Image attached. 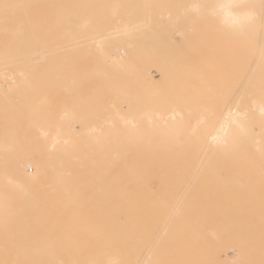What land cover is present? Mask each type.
Returning <instances> with one entry per match:
<instances>
[{
    "label": "rangeland",
    "instance_id": "374dc122",
    "mask_svg": "<svg viewBox=\"0 0 264 264\" xmlns=\"http://www.w3.org/2000/svg\"><path fill=\"white\" fill-rule=\"evenodd\" d=\"M147 1L7 0L6 3L9 4L0 8V14L18 12L36 19L37 25L33 26V31L39 36L32 41H24L23 37H11V32L21 27L23 20L19 18V27L10 30V23L0 20V57L7 56L11 58L7 61H17L18 58L14 59L13 56H21L22 45L25 47L26 60L40 54L43 56L35 61L34 68L0 65V85L3 88L0 90V100L9 102L15 99L21 102L22 98L18 93L24 94L28 104L31 101V105L41 107L42 114L36 118L47 124L45 130L40 131L37 130L39 125L30 117L18 120V116L11 113L0 116V134L5 133L3 127L10 123L13 134H17L20 140L18 149L27 153L24 158L28 164L27 174L37 179L46 170L49 156L56 151L53 147L48 149L50 139L59 132L56 130L61 121L69 122L73 139L86 144L83 150H91L90 153L99 150L92 144L105 143V136L112 133L121 136L113 138V141L110 137L108 140L111 144L102 146L101 151L105 149L106 152H116L112 155L115 158L112 165L106 166L104 171L107 178L83 179L72 185L74 190L71 192L62 191V187L67 186L45 184L41 179L32 186L29 197L17 191V184L0 185V198L4 196L3 199L16 200L11 205L25 206L23 202L30 199L28 206L33 209L38 222L26 225L18 231H23L26 241L34 246L45 243L48 239L46 235L52 239L66 236L68 225L73 220L78 224L87 222L95 228L105 225L111 235L110 227L121 226L125 219L131 221L135 216L140 217L139 219L146 217V222L150 215L164 217L166 212L157 205L162 204L160 200L167 199L164 191L179 184H185V189L176 197L179 201L172 207L171 215L178 211L176 207L182 201H193V216L197 212L196 204L197 208L209 204L205 213L211 215L215 207L210 205L226 203L213 200L222 191L228 179L227 174L240 172L243 167L228 162L219 163L218 148H204L201 144L212 133V126L222 116L225 105L229 101L236 102L244 94L243 91L237 94L228 87L232 70L231 57L235 51L242 50L241 44H236L239 38L230 34L229 28L216 20L208 1L200 10H195L197 13L193 11L192 4H197V1L203 3L204 0H193L191 3V0ZM78 2L83 3L82 9L74 8ZM63 11L76 17L83 31L86 28L90 35L97 34L91 36L89 41H84L85 39H81L83 34L69 29L77 26L74 23L67 19L63 24L60 21L55 22V15ZM133 19L137 20L135 26ZM36 48H40V51L35 50ZM118 48L123 54L117 51ZM114 56H119L117 62L112 60ZM1 58L0 62L3 63L5 59ZM37 63L42 66L37 68ZM49 63L60 65L55 68ZM47 69L52 74L72 77L74 88L67 90L46 87L45 80L39 81L37 78L34 79L35 84H32L34 88H19L22 80L27 77L34 78L37 71L47 72ZM237 75L238 83L240 76L241 79H247L242 72ZM21 76H25L24 79ZM100 93L106 96L102 100L97 99ZM86 95L90 96V100L87 99L90 105L80 106L79 103H83L81 96ZM118 105L121 108L123 105V109L128 110H125L127 115L116 113V110L120 111ZM136 105L140 107H132ZM133 108L137 109L136 112L131 110ZM124 110L121 109L122 112ZM94 126H97V130L92 129ZM132 126L136 128L135 131L128 130ZM175 127L181 130L169 129ZM109 129L117 131L109 132ZM41 150V154L35 153ZM18 157H24L22 150H19ZM87 157L92 158V161L99 160L96 154H89ZM225 157L224 155L223 158ZM19 164L23 165V162ZM257 164L258 167L251 171L257 174V179L264 180V166L260 161ZM80 170L83 177L88 175L84 169ZM131 174H139L140 177L136 180L140 185L139 189L135 188L134 178L129 176ZM98 188L105 191L98 192ZM135 194H140L145 199L142 197L141 202L133 203ZM165 203L167 208L172 205V202ZM244 203L264 201L252 200ZM43 206H53L46 217L44 211L40 210ZM12 214L5 218V224H8L7 220L27 222L23 212ZM174 220L177 221V218ZM150 222L153 224L154 220L150 219ZM171 230L172 227L162 228V238H168ZM11 231L10 228L0 226V264H48L51 259L57 262L56 257L50 258L51 255L39 256L31 251L19 252L11 248L12 239L20 235ZM89 236L90 232L83 234L79 231L72 234V243L68 249L63 243L58 245V254L61 257L58 262L80 255L82 264H95L99 261V256L109 255L113 258L104 264L134 263V244L131 238L123 244L118 236L110 247L104 249L107 245L106 239L99 242L93 237L86 243ZM162 242L159 246L164 244ZM170 244L173 248L177 247L176 241L170 242L168 246ZM123 246L129 253V259H121ZM228 252L229 257L233 258L229 260L230 264H239L233 252ZM180 260L173 258L171 263L182 264ZM212 263L210 261L207 264ZM140 264L153 263L150 261Z\"/></svg>",
    "mask_w": 264,
    "mask_h": 264
},
{
    "label": "bare ground",
    "instance_id": "6f19581e",
    "mask_svg": "<svg viewBox=\"0 0 264 264\" xmlns=\"http://www.w3.org/2000/svg\"><path fill=\"white\" fill-rule=\"evenodd\" d=\"M6 1L7 0H0V8L9 4V2L6 3ZM155 1L156 0L152 2ZM149 2L150 0L147 1V3ZM156 2H158V0ZM191 2H193V0H191L190 3ZM205 2L209 3L212 10L210 8L208 9L211 10V13L213 12L212 15L215 16L216 20L218 19L225 24L229 28L228 32L239 38L236 44L239 42L242 47V50L238 52L235 51L231 57L232 70L230 72L231 77L229 80L230 83L228 82V87L232 91H236L237 94L240 91H243L244 94L238 97L236 101L238 103H231V101H229V104L225 105L222 116L220 115V119L216 120L212 126V133L201 141L204 148L206 146L218 148L220 157L217 161L219 163L228 162L229 164H239L243 166L240 172L227 174L228 179L225 181L222 191L217 194L216 200H213L226 203L210 205V207H215L211 215L205 213L209 208V204L203 208H197L196 204L195 208L197 212L193 216L191 215L193 201H182L176 207L178 211H174L176 214L174 213L175 215H171L172 207L179 201L176 197L180 196L185 189V184H179L180 186L177 185V187H172L164 191V197H167V199L160 200L162 204L157 205L166 212L164 217H161V215L155 217L150 215L147 217L148 220L146 222V217L145 219H139L140 217L138 218L135 216L131 221L125 219L122 221L121 226L117 227L112 225L110 227L111 235L108 234L109 230L105 225L101 224L99 227L95 228L90 226L87 222H79L78 224L73 220L72 222L70 221L68 225L69 229L66 236L52 239L46 235L49 233H43L47 236V241L40 246H34L32 243L26 241L27 239L22 235L24 234L23 231H18V229L26 225L29 226L32 223L38 222V218L33 214V209L28 206L30 199H26V202H23L25 206L17 207L16 205H11V203L16 200L3 199V196V198H0V226L12 229L11 232L14 234H20L12 239L13 241L10 244L11 248L19 252L31 251L39 256L51 255L52 257L50 258L56 257L57 262L55 263L52 261L55 259H51V263L49 262L50 264H82L83 259L80 255H77L74 259L58 262V258H61L59 256L60 254H58V245L63 243V246L68 249L69 245L72 243V234L82 231L83 234L90 232V236L87 238L86 243L91 241L93 237L99 242L106 239L107 245H105L104 249L110 247L111 243L115 242L118 236L121 238L123 244L128 242L129 238H131L134 244L132 255L134 260L133 264H140L143 262L149 263L150 261H152L153 264H173L171 263L173 258L181 259L180 262L182 264H192L194 260V264H207L210 261L213 262L212 264H217L218 262L219 264H230L229 260L233 259L229 257L228 251L230 250L233 252L234 258L237 257L238 260L236 261H239V264H264V203H244L245 201L252 200L264 201V180L257 179V174L251 171L258 167L259 164L257 163L259 161L264 166V0H204L203 3L197 1V4H192L194 8L193 11L200 10L202 6L204 7L205 5L203 4H205ZM82 7L83 3L80 2L74 5L75 9H82ZM64 13L63 11L58 15L56 14L55 22L60 21L62 22L61 24H63L64 20L67 19L68 22L74 23L77 26L69 29L76 33L83 34L81 39H85L84 41H89L91 36L97 34L93 33L90 35L86 28H84L83 31V27H80V23L76 17ZM19 18L23 20L21 27H19L17 22ZM32 19L33 17L25 13L12 12L9 15L0 14V20H7V23H10L8 30L19 27L11 32V37H23L24 41H32L33 39L39 38L33 31V26H35V24L37 25V20ZM84 20H88V18H84ZM133 21L135 26L137 24L135 21L137 20L133 19ZM84 47L86 48V46ZM20 49L22 53L21 56L19 54L13 56L14 59L18 58L16 59L17 61H7L10 57L4 56L0 58L6 61L4 60L3 63L0 62V65L2 67L7 64L10 67L26 66L28 68H34L36 67L35 61H39L41 59L40 57H43L42 54H40L37 55V57L26 60L25 57L27 56L24 53V45H22ZM35 50L40 51V48H36ZM117 51L123 54L122 50L120 51L119 48ZM118 57L119 56H114L112 60L117 62V60H119ZM49 65H53L56 68L60 64L55 65V63H49ZM41 66L40 63H37V68ZM18 72L23 74L22 70ZM241 72L243 76H247V79L245 80L244 77L241 79L242 77L240 76V83H238L239 76L237 74L239 73L241 75ZM254 74L255 76L252 77ZM24 77L22 79H24ZM10 78H8V80H10ZM36 78L39 81L45 80L46 87H61L67 90H69V88L70 90L74 88V80L72 77L65 76L64 74H60V76L52 74L48 69L47 72L43 70L37 71L36 77L34 78H25L21 81L19 88H22L21 90L28 87L34 88L35 86L32 84L36 82L34 80ZM121 81L123 82V80ZM2 89L0 85V90ZM18 94L22 98L21 102L15 99L9 102L0 100V116L11 113L13 116H18V120L30 117L34 120L36 125H39L37 130L44 131L47 124L42 123L45 122L44 120L36 118L42 114L41 107L31 105V101L28 104L24 98V94ZM105 97L104 94L100 93L97 99L102 100ZM81 99L83 103H79L80 106L86 107L90 105L87 100H90V96H81ZM132 107L138 108L140 106L137 107L136 105ZM119 108L117 109L120 111L121 109L124 110L123 105L122 108L121 106ZM125 108H127V106ZM7 109H10V112H7ZM125 110L124 112L116 110V113L121 116L127 115L126 111L128 110ZM131 110L136 112L137 109L133 108ZM129 112L131 111L129 110ZM69 118H67V120H69ZM127 121H129V119ZM9 124L10 123L3 127L5 133L0 134V185L17 184L19 187L17 191L28 197L32 193V186L41 179H43L45 184L67 186L65 188L62 187V191L71 192L74 190L72 185L78 184L79 181L83 179L92 178L100 180L107 178V174L104 173V171L109 165H112V162L115 160L112 155L116 152H106L105 149L101 151V149H103L102 146L106 147L111 144L110 140H108L110 137L112 141L113 138H121L119 134H109L105 136L107 137L105 138L107 140H105V143H97V146L92 144L99 148V150L90 153L91 150H83L87 146L86 144L73 139V130H71L69 122L61 121L59 124L60 126H58L56 130L59 132L54 134L50 139L48 147V149L53 147L56 151L52 153V156H49L45 167L46 170L43 172L42 176L34 179L26 172L28 164L25 163L27 160H24V158L27 153L23 149H18L20 142L19 137L17 134H13ZM96 128L97 126H94L92 129L95 130ZM135 129L134 126L128 128L130 131H135ZM162 129L161 131H163ZM169 129L172 131L181 130V128L177 127ZM114 131L117 130L109 129V132ZM126 134L125 136L127 137ZM19 150L23 151V158L18 157ZM35 153L41 154L42 150L36 151ZM89 154H96V158L99 160L92 161V158L87 157ZM84 155L86 157H83ZM224 155L226 156L225 158H223ZM20 162H23V165L19 164ZM80 169H84L88 175L83 177ZM129 176L134 178L133 184L135 188L139 189L140 185L136 181L140 177L139 174H131ZM49 179L52 180L47 181ZM97 191L103 192L105 190H103V188H98ZM142 197L143 196L140 194H135L133 203L135 202L138 204L139 201L141 202ZM124 199H126V196ZM195 201H198V199ZM229 201L233 203H227ZM165 202H172V205L167 208ZM52 208L53 206H43L40 210L44 211V216L46 217L47 213H49ZM17 211L24 213L27 222L20 223L7 220L8 224H5V218L11 217L13 215L12 213ZM176 215H178V217H176ZM208 216L210 219H208ZM176 218L177 221L174 220ZM150 219L154 220L153 224L150 222ZM143 226L144 229L142 228ZM146 226H148V228H146ZM150 226H152V228H150ZM164 227H172L166 239L162 238L161 235V230ZM139 228L142 230H139ZM162 239H164L163 242ZM175 241L177 247L173 248L171 244L168 246L170 242L172 243ZM161 242L164 244L159 246ZM212 243L214 246H212ZM82 251H84V249ZM224 255L225 257H222ZM120 256L121 259H129V253L124 249V246ZM112 258L113 257L109 255L99 256V258H97L99 261L95 262V264H104Z\"/></svg>",
    "mask_w": 264,
    "mask_h": 264
}]
</instances>
